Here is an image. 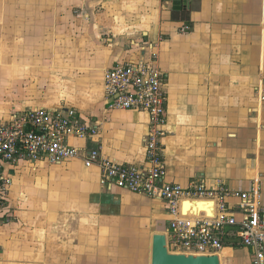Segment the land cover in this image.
Instances as JSON below:
<instances>
[{
	"label": "crops",
	"instance_id": "1",
	"mask_svg": "<svg viewBox=\"0 0 264 264\" xmlns=\"http://www.w3.org/2000/svg\"><path fill=\"white\" fill-rule=\"evenodd\" d=\"M0 0V119L73 107L96 135L71 138L143 167L148 116L105 104L107 69L154 55L164 73V181L249 192L264 211V0ZM241 200L228 212L244 217ZM211 203L190 202L185 213ZM211 207V208H210ZM0 264H150L147 246L173 217L165 203L105 186L80 157L11 166ZM252 264L251 249L218 252Z\"/></svg>",
	"mask_w": 264,
	"mask_h": 264
},
{
	"label": "built area",
	"instance_id": "2",
	"mask_svg": "<svg viewBox=\"0 0 264 264\" xmlns=\"http://www.w3.org/2000/svg\"><path fill=\"white\" fill-rule=\"evenodd\" d=\"M164 86V73L154 55L105 71L103 91L107 108L144 111L148 116L143 167L106 158L100 148L85 150L71 144V138L91 137L98 130V124L81 121L71 106L27 108L0 119V222L9 218L7 186L13 164L41 159L58 164L80 157L87 166L98 165L100 181L105 186L117 185L165 203L173 216L167 232L170 251L210 255L226 245L239 244L251 249L252 264H264V211L260 208L257 185L249 192H240L203 182H192L183 188L164 181ZM230 197L241 200L244 217L240 220L228 212ZM194 200L211 203L216 217L204 209L198 214L185 213Z\"/></svg>",
	"mask_w": 264,
	"mask_h": 264
},
{
	"label": "water",
	"instance_id": "3",
	"mask_svg": "<svg viewBox=\"0 0 264 264\" xmlns=\"http://www.w3.org/2000/svg\"><path fill=\"white\" fill-rule=\"evenodd\" d=\"M170 1V0H168ZM174 9H179L180 4L188 0H171ZM150 264H220L218 253L191 254L173 252L167 247L166 233H154L151 241Z\"/></svg>",
	"mask_w": 264,
	"mask_h": 264
},
{
	"label": "rangeland",
	"instance_id": "4",
	"mask_svg": "<svg viewBox=\"0 0 264 264\" xmlns=\"http://www.w3.org/2000/svg\"><path fill=\"white\" fill-rule=\"evenodd\" d=\"M150 236H149V243H148V246H147V252L146 254L148 255L147 258H148V261L150 260V254H151V245H150Z\"/></svg>",
	"mask_w": 264,
	"mask_h": 264
}]
</instances>
